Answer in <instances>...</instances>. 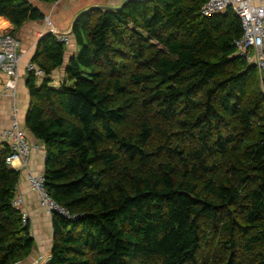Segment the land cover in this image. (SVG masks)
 Listing matches in <instances>:
<instances>
[{
  "label": "trees",
  "instance_id": "obj_1",
  "mask_svg": "<svg viewBox=\"0 0 264 264\" xmlns=\"http://www.w3.org/2000/svg\"><path fill=\"white\" fill-rule=\"evenodd\" d=\"M206 1L94 7L74 24L66 81L29 72L25 125L46 149L47 190L76 216L53 212L43 264H264L260 71L237 52L236 12L205 16ZM0 16L45 18L31 0H0ZM65 51L48 31L33 62L49 76ZM9 154L0 143V264L35 246Z\"/></svg>",
  "mask_w": 264,
  "mask_h": 264
},
{
  "label": "crops",
  "instance_id": "obj_2",
  "mask_svg": "<svg viewBox=\"0 0 264 264\" xmlns=\"http://www.w3.org/2000/svg\"><path fill=\"white\" fill-rule=\"evenodd\" d=\"M124 0H58L54 3L41 2L39 0H31L45 14V18L41 20H29L21 27L16 28L11 21L0 16V31H9L21 40L20 52L22 54L20 63L19 77H11L4 73L0 65V129L10 126L12 121V107H19L21 123L25 128L28 139L38 143L41 147L31 151L29 168L35 174H43L46 164V149L41 141L26 128L25 117L27 109L30 105V91L27 85L29 72L26 65L33 62V57L37 50L38 40L44 33L50 31L53 26L56 30L70 34V42L66 45L64 64L56 68L49 76L37 78L38 85H41L45 78H50L49 84L54 87L61 86L66 81V67L70 58L77 56L80 47L72 33L73 24L78 14L86 8L100 6H120ZM261 0H254L258 3ZM264 2V0H262ZM46 18H49L52 24H49ZM2 57L0 56V63ZM36 64V63H35ZM37 65V64H36ZM40 68V67H39ZM10 85L15 89L6 90V86ZM0 143L1 140H0ZM21 176L18 184L17 195L23 196L22 209L28 214L31 222V234L35 239V246L31 253L24 259L15 264H35L36 260H40L41 264L49 262L51 259V247L54 236L53 218L44 206L41 204L37 194L32 190L29 181V173L27 170H20Z\"/></svg>",
  "mask_w": 264,
  "mask_h": 264
},
{
  "label": "built area",
  "instance_id": "obj_3",
  "mask_svg": "<svg viewBox=\"0 0 264 264\" xmlns=\"http://www.w3.org/2000/svg\"><path fill=\"white\" fill-rule=\"evenodd\" d=\"M232 8L241 20L242 35L235 41L237 52L239 55L246 57L247 60L258 67L261 77V86L264 92V2L261 0L256 3L254 0H207L201 12L205 16H211L223 13L227 9ZM49 24H52L49 18H46ZM60 42L69 43L71 38L69 33H63L56 30L53 26L50 28ZM21 40L14 36L11 32L0 31V56L1 69L4 73L11 77L18 78L20 73V63L22 54L20 52ZM28 72L34 73L37 78H43L46 73L35 63L29 62L26 65ZM6 90L15 89L7 85ZM0 140L7 143L10 147V154L7 162L17 170H27L29 173V181L32 190L37 194L41 204L46 211L52 215L58 212L66 217H76L63 206H61L49 193L46 187V178L43 174H35L29 168V160L31 151L40 148L38 143L32 142L26 135L25 128L21 123L19 107H12V121L10 126L0 129ZM23 196L16 195L14 205L23 212L24 222L29 219L27 213L22 209ZM35 264H41L40 260H36Z\"/></svg>",
  "mask_w": 264,
  "mask_h": 264
},
{
  "label": "water",
  "instance_id": "obj_4",
  "mask_svg": "<svg viewBox=\"0 0 264 264\" xmlns=\"http://www.w3.org/2000/svg\"><path fill=\"white\" fill-rule=\"evenodd\" d=\"M128 0H124L121 4H120V6L119 7H121L124 3H126ZM141 1H144V0H141ZM95 7V6H94ZM100 7H110V8H116V6H100ZM118 7V6H117ZM93 8V6L92 7H89V8H86L85 10H83V11H81L79 14H78V16L75 18V20H74V24H75V22H76V20L78 19V17L79 16H81L82 14H84V13H86L87 11H89V10H91ZM74 24H73V27H74Z\"/></svg>",
  "mask_w": 264,
  "mask_h": 264
},
{
  "label": "rangeland",
  "instance_id": "obj_5",
  "mask_svg": "<svg viewBox=\"0 0 264 264\" xmlns=\"http://www.w3.org/2000/svg\"><path fill=\"white\" fill-rule=\"evenodd\" d=\"M1 32H6V31H1ZM8 32V31H7Z\"/></svg>",
  "mask_w": 264,
  "mask_h": 264
}]
</instances>
